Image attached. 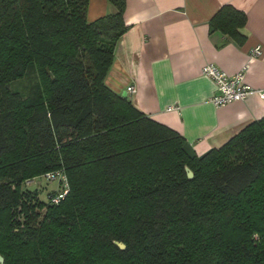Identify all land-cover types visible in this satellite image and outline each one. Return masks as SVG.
I'll use <instances>...</instances> for the list:
<instances>
[{
	"label": "trees",
	"instance_id": "trees-1",
	"mask_svg": "<svg viewBox=\"0 0 264 264\" xmlns=\"http://www.w3.org/2000/svg\"><path fill=\"white\" fill-rule=\"evenodd\" d=\"M107 1L88 21L89 0H0L2 264H264V116L196 155L106 85L128 30ZM246 20L210 26L241 45ZM55 171L57 205L23 189Z\"/></svg>",
	"mask_w": 264,
	"mask_h": 264
},
{
	"label": "crops",
	"instance_id": "crops-1",
	"mask_svg": "<svg viewBox=\"0 0 264 264\" xmlns=\"http://www.w3.org/2000/svg\"><path fill=\"white\" fill-rule=\"evenodd\" d=\"M128 30L118 42L105 79L115 93L128 98L147 117L180 134L198 156L225 145L249 124L264 116V100L250 95L223 107L210 98L215 85L202 75L214 64L228 75L242 65L245 82L264 91V0H124ZM224 5L245 13L243 44L210 26ZM112 11L107 0H89L87 20ZM260 47L262 55L248 53ZM133 87L134 93L127 88Z\"/></svg>",
	"mask_w": 264,
	"mask_h": 264
},
{
	"label": "built area",
	"instance_id": "built-area-1",
	"mask_svg": "<svg viewBox=\"0 0 264 264\" xmlns=\"http://www.w3.org/2000/svg\"><path fill=\"white\" fill-rule=\"evenodd\" d=\"M261 55L262 50L258 46L251 49L248 53L250 59L260 57ZM248 68L249 65L246 63L235 74L228 75L214 64H205L201 68V73L214 83L216 89L215 94L209 100L210 103L215 107H223L234 102L244 101L253 94H259L264 100V91L255 90L246 84L245 76ZM127 91L134 93L135 89L128 87ZM42 178L58 182L59 189L48 197L51 204L57 205L69 192L65 174L62 171L48 172Z\"/></svg>",
	"mask_w": 264,
	"mask_h": 264
},
{
	"label": "rangeland",
	"instance_id": "rangeland-1",
	"mask_svg": "<svg viewBox=\"0 0 264 264\" xmlns=\"http://www.w3.org/2000/svg\"><path fill=\"white\" fill-rule=\"evenodd\" d=\"M23 189L29 190L31 192H36L39 200L43 202H47V194L57 191L59 187H58V182L56 181L52 182V181L46 180L45 178H39V179L33 178V179L27 180L24 183Z\"/></svg>",
	"mask_w": 264,
	"mask_h": 264
},
{
	"label": "water",
	"instance_id": "water-1",
	"mask_svg": "<svg viewBox=\"0 0 264 264\" xmlns=\"http://www.w3.org/2000/svg\"><path fill=\"white\" fill-rule=\"evenodd\" d=\"M123 97H124V95H123ZM185 171H186V175H187V178L188 179H192L193 178V173H192V171H190V169H188L187 167L185 168ZM121 249H123L124 248V246L122 245V244H117ZM3 263V258L0 256V264H2Z\"/></svg>",
	"mask_w": 264,
	"mask_h": 264
}]
</instances>
